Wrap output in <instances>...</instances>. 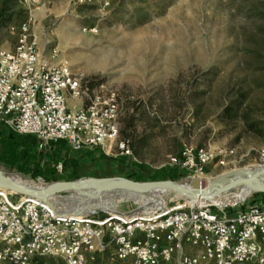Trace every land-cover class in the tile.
I'll list each match as a JSON object with an SVG mask.
<instances>
[{
    "label": "rangeland",
    "instance_id": "rangeland-1",
    "mask_svg": "<svg viewBox=\"0 0 264 264\" xmlns=\"http://www.w3.org/2000/svg\"><path fill=\"white\" fill-rule=\"evenodd\" d=\"M46 2L51 15L41 28L39 50L49 55L57 48L91 91L120 95L119 141H130L132 156L114 145L109 157L160 169L184 147L211 150L219 158L205 176L186 174L178 181L187 186L261 169L255 167L264 152V0H111L108 7L105 0ZM3 6L0 0V13ZM22 8L17 0L7 17L0 15V47L14 45L9 27L24 19ZM95 27L97 35L85 31ZM236 101L242 108L229 116L226 108ZM242 113L260 132L245 128ZM48 151L43 156L53 166L66 161ZM251 195L244 199L250 202ZM181 199L173 193H113L91 201L64 193L52 201L64 214L98 209L142 215Z\"/></svg>",
    "mask_w": 264,
    "mask_h": 264
},
{
    "label": "built area",
    "instance_id": "built-area-1",
    "mask_svg": "<svg viewBox=\"0 0 264 264\" xmlns=\"http://www.w3.org/2000/svg\"><path fill=\"white\" fill-rule=\"evenodd\" d=\"M44 1L21 0L27 16L9 27L15 43L0 47V123L35 137L39 153L60 141L73 153L111 154L116 145L132 156L129 141H119V93L91 91L57 48L48 56L39 50L34 11ZM71 99L86 103L71 110ZM259 156L255 168H264V152ZM218 158L207 148L184 147L167 166L203 177ZM55 168L64 173L63 163ZM35 186L47 184L38 179ZM252 196L224 206L185 200L142 215H72L0 189V264H264V202Z\"/></svg>",
    "mask_w": 264,
    "mask_h": 264
},
{
    "label": "water",
    "instance_id": "water-1",
    "mask_svg": "<svg viewBox=\"0 0 264 264\" xmlns=\"http://www.w3.org/2000/svg\"><path fill=\"white\" fill-rule=\"evenodd\" d=\"M243 170L225 174L212 182L209 188L204 181L195 179L192 189L185 184L174 181L158 182H134L123 177L111 178H81L76 181H63L51 183L45 187L29 185L18 181L14 174L0 170V189L14 193L18 196L35 198L49 207L55 209L53 199L64 193H74L77 198L97 201L106 194H157L173 193L189 201L206 202L210 199L238 190L248 189L250 194H264V169L255 172ZM109 212V211H108ZM104 211L93 209L92 211H76L72 215L102 214Z\"/></svg>",
    "mask_w": 264,
    "mask_h": 264
},
{
    "label": "trees",
    "instance_id": "trees-1",
    "mask_svg": "<svg viewBox=\"0 0 264 264\" xmlns=\"http://www.w3.org/2000/svg\"><path fill=\"white\" fill-rule=\"evenodd\" d=\"M17 0H4V6L0 13L1 16H6L11 10L12 4ZM7 17V16H6ZM1 27V24H0ZM241 103L236 101L231 106L227 107L229 116L232 115L233 110L242 108ZM245 128L251 132H260L257 129L255 123L249 122L248 116L243 113L241 114ZM239 116V114H238ZM3 129H0V165L11 170L16 175L31 179L33 181H38V179H43L45 183L51 184L55 182H71L79 180L83 177L79 175V170H77L78 163L74 159H70L68 155L70 151L69 147L65 142H58L51 145V149L55 151V155L59 158L64 159V173L71 168V174L62 175L56 174L55 166H53V159H47L43 156V153L37 152L38 140L32 136H22L14 132L12 129L0 123ZM130 143V141H129ZM58 158H56L58 160ZM102 159L105 158L104 155L101 156ZM54 159V161L56 160ZM125 162V158L123 159ZM52 161V163L50 162ZM68 163L65 167V164ZM132 169L130 173L122 176L123 178L132 180L134 182H160V181H174L178 182L186 175L184 172H180L176 168L164 166L160 169H152L142 164L132 163ZM64 175V176H63ZM62 177V178H61ZM85 177V176H84ZM87 178V177H86ZM254 198L261 197L264 202V194H253ZM259 201V200H258Z\"/></svg>",
    "mask_w": 264,
    "mask_h": 264
},
{
    "label": "crops",
    "instance_id": "crops-1",
    "mask_svg": "<svg viewBox=\"0 0 264 264\" xmlns=\"http://www.w3.org/2000/svg\"><path fill=\"white\" fill-rule=\"evenodd\" d=\"M46 1H44L42 5L37 6L34 11V17L36 18L35 25L33 27V34L37 43L38 40H41L44 37V35L41 34V28L44 29L45 20L51 15V13L49 14L50 10L46 8ZM22 9L24 10V18H26V11L24 7ZM85 103L86 102L84 100L71 99L68 101V106L71 110H78L84 107ZM102 155L105 156L104 159L101 158ZM67 156H69L70 159L76 160L78 163L77 170H79V175L83 178L94 177L109 179L117 176L122 177L130 173L132 169V163H130L129 160L125 159L124 162V158L113 155V158L109 157L102 149H85L80 153L69 152ZM70 174L71 168L66 171V175Z\"/></svg>",
    "mask_w": 264,
    "mask_h": 264
},
{
    "label": "bare ground",
    "instance_id": "bare-ground-1",
    "mask_svg": "<svg viewBox=\"0 0 264 264\" xmlns=\"http://www.w3.org/2000/svg\"><path fill=\"white\" fill-rule=\"evenodd\" d=\"M261 169H264V168H261ZM260 170V169H259ZM252 172H255V171H252ZM21 178L18 177V181L19 182H22V183H25V184H29V185H35V183H29V182H24V180H20ZM207 185V188H209V183H206ZM187 188L189 189H192L193 187L192 186H187ZM248 190V189H246ZM246 190H242V191H239V192H235V193H231L229 195H222V196H219V197H216V198H213V199H210L208 202L210 203H214V204H218V206H224L226 204H230V203H235V202H238V201H241L248 197L250 195V191H246ZM182 198V197H181ZM183 199V198H182ZM187 201H189L188 199H185ZM191 204L194 203V204H197V205H209V204H206L205 202H202V201H189Z\"/></svg>",
    "mask_w": 264,
    "mask_h": 264
}]
</instances>
